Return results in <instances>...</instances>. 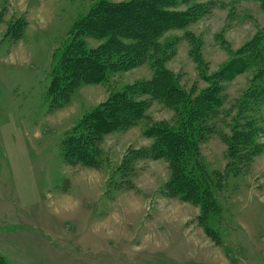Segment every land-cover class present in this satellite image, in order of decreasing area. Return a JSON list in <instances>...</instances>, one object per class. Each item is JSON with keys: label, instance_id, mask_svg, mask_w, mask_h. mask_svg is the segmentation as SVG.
Listing matches in <instances>:
<instances>
[{"label": "rangeland", "instance_id": "1", "mask_svg": "<svg viewBox=\"0 0 264 264\" xmlns=\"http://www.w3.org/2000/svg\"><path fill=\"white\" fill-rule=\"evenodd\" d=\"M99 1L0 0L1 257L7 264H264V103L245 101L247 92L264 82L259 75L264 7L257 0H181L171 10L200 5L197 18L159 36L144 65L111 72L102 84L81 85L54 107L53 69L76 24ZM87 41V47L99 44ZM156 60L194 97L211 87L216 74L248 61L244 72L218 83L224 88L222 106L200 155L207 172L219 174L213 185L221 184L215 193L220 207L216 212L208 207L200 221L198 204L162 193L170 177L166 162L139 161L126 174L118 170L128 152L150 145L143 134L147 121L108 134L96 168L71 165L64 157L66 139L83 132L82 120L111 94L149 80ZM148 114L149 123L173 118L159 102ZM251 121L259 126L243 147L234 145L235 169L224 178L231 158L228 140ZM7 123L27 135L43 195L38 205H19L1 135ZM240 175L241 184L233 178Z\"/></svg>", "mask_w": 264, "mask_h": 264}, {"label": "trees", "instance_id": "2", "mask_svg": "<svg viewBox=\"0 0 264 264\" xmlns=\"http://www.w3.org/2000/svg\"><path fill=\"white\" fill-rule=\"evenodd\" d=\"M180 1L100 0L76 24L71 42L65 46L58 65L53 69V106L61 107L81 85L102 84L111 72H129L144 65L151 53L157 50L159 36L171 29H181L197 18L200 5H194L187 12H173L171 8ZM257 1L264 7V0ZM90 39L99 44L95 48L87 47ZM247 62L239 60L231 64L216 74L209 89L194 97L179 87L175 77L158 60L149 80L128 84L122 91L111 94L82 120L83 132L71 134L66 139V161L71 165L96 168L102 164V143L108 134L128 131L147 121L143 134L151 141L150 145L128 152L118 170L128 172L126 170L139 161L166 162L170 177L162 193L168 198L198 204L197 218L200 221L208 207L215 212L220 207L215 193L221 192V184L213 185V175L219 174H209L200 155V145L209 139V126L212 127L216 111L222 106L220 95L224 88L218 83L230 81L244 72ZM236 66H240V70L233 71ZM259 75L264 79V63ZM261 100L264 103V82L251 88L245 101H253L256 106L261 104ZM153 102L164 103L173 113V118L149 123L148 111ZM257 126L258 122L251 121L246 130L233 132L228 140L231 158L224 170V178L231 169H235L234 154L239 153L234 145L243 147ZM251 146L253 150L256 147L254 144ZM253 154L249 163L254 158ZM0 264H7L1 255Z\"/></svg>", "mask_w": 264, "mask_h": 264}, {"label": "crops", "instance_id": "3", "mask_svg": "<svg viewBox=\"0 0 264 264\" xmlns=\"http://www.w3.org/2000/svg\"><path fill=\"white\" fill-rule=\"evenodd\" d=\"M1 135L9 159V168L14 176L19 205L24 208L38 205L43 200V195L33 165V151L30 150L27 135L20 126L14 123L3 125ZM251 169L254 168L251 167ZM233 178H236L238 183H242L244 176L240 175ZM260 202L264 206V199Z\"/></svg>", "mask_w": 264, "mask_h": 264}]
</instances>
